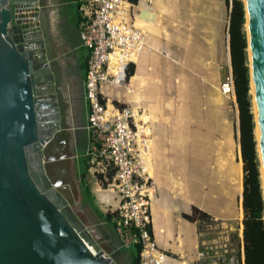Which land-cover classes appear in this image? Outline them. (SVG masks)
<instances>
[{
    "label": "crops",
    "instance_id": "crops-1",
    "mask_svg": "<svg viewBox=\"0 0 264 264\" xmlns=\"http://www.w3.org/2000/svg\"><path fill=\"white\" fill-rule=\"evenodd\" d=\"M74 1L45 0L41 24L48 26L47 43L59 62L63 101L67 104L69 121L74 120L77 128L79 156L87 144L83 130L85 114L81 110L83 97L79 93V86L83 90L86 55L80 46L79 12ZM224 3L220 0H152L150 6L137 3L132 9L133 22L144 32L146 48L133 64L128 88L112 84L102 87L109 103L118 101L151 115V147L146 163L157 186V195L150 204L151 233L165 253L163 264H208L198 258L204 242L197 224L183 217L190 214L192 207L206 212L220 225H229L242 217L243 171L235 98L231 100L235 107L234 121L225 117L224 109L215 124L206 118L179 117L168 112L174 106L168 100L182 92L181 69L191 74L192 69L198 71L203 76V88L206 71H214L219 80L209 87L219 93L220 83L231 74L230 10ZM223 68L226 74L221 79ZM78 162L79 159L75 169L84 205L80 216L90 225L98 243L116 256L117 264H132L128 250L119 247L112 222L104 221L84 201L81 190L84 177L79 174ZM96 186L91 191L87 185L92 197L110 208V213L116 210L115 196Z\"/></svg>",
    "mask_w": 264,
    "mask_h": 264
},
{
    "label": "water",
    "instance_id": "water-1",
    "mask_svg": "<svg viewBox=\"0 0 264 264\" xmlns=\"http://www.w3.org/2000/svg\"><path fill=\"white\" fill-rule=\"evenodd\" d=\"M44 5L0 0V264H117L80 216L77 128L41 24ZM243 5L264 175V0Z\"/></svg>",
    "mask_w": 264,
    "mask_h": 264
},
{
    "label": "built area",
    "instance_id": "built-area-1",
    "mask_svg": "<svg viewBox=\"0 0 264 264\" xmlns=\"http://www.w3.org/2000/svg\"><path fill=\"white\" fill-rule=\"evenodd\" d=\"M74 2L79 12L80 46L87 51L83 83L87 144L82 156L88 159V173L96 184L118 199L116 210L110 214L120 249L138 248L139 264H163L165 253L151 233L150 204L157 186L146 163L152 137L149 121H142L141 110L114 106L102 93L105 84L128 88L130 65L146 48L144 32L134 25L132 9L140 2L150 6L152 0ZM219 90L234 100L231 74L220 83ZM198 258L211 264H239L226 250L223 254L200 251Z\"/></svg>",
    "mask_w": 264,
    "mask_h": 264
},
{
    "label": "trees",
    "instance_id": "trees-1",
    "mask_svg": "<svg viewBox=\"0 0 264 264\" xmlns=\"http://www.w3.org/2000/svg\"><path fill=\"white\" fill-rule=\"evenodd\" d=\"M228 9L229 24V53L231 74L234 85L235 102L239 121V145L242 162V249L243 264H264V201L261 190L259 160L257 155L252 113V95L250 94V75L247 54V39L245 32V11L241 0H224ZM86 70V61H85ZM134 66L130 65L128 77L133 74ZM78 170L81 176L88 174V159L80 156ZM109 181L111 177H109ZM82 179L81 185L84 201L91 205L94 211L107 223L111 222L112 215H103L93 204L89 188ZM183 217L192 223L211 222L212 218L199 208L192 207L190 214ZM135 248L132 264H139V249Z\"/></svg>",
    "mask_w": 264,
    "mask_h": 264
},
{
    "label": "rangeland",
    "instance_id": "rangeland-1",
    "mask_svg": "<svg viewBox=\"0 0 264 264\" xmlns=\"http://www.w3.org/2000/svg\"><path fill=\"white\" fill-rule=\"evenodd\" d=\"M220 1H223L224 3V0H220ZM241 1L243 2L244 0ZM84 52L85 55H87V51L85 49ZM185 62L188 65L191 64V62L189 63L187 61ZM248 66H249V62H248ZM192 71L194 74H191L189 70H184V69L180 70L179 85L182 87V92L174 96L171 100H168V103H174V106L168 112L172 113L174 116H179V117L185 115L191 118H206L207 120H211V122L215 124L216 119L223 115L222 111L224 109L225 117L234 121L236 114H235V107L232 101L225 98L224 96H221L217 90H214L213 88L209 87V84H211L214 80L216 81L219 80V77L215 75L214 71L212 70L206 71V77H204L206 88H203L201 86L202 85L201 78H203V76L200 75L198 71H194L193 69ZM222 71L223 72L221 79H223V77L226 74V68H223ZM112 104L114 106H119V107L126 106L125 104H122L121 102L118 101H114ZM131 108L136 110L135 107H131ZM205 111L206 114H204ZM252 112H253V108H252ZM139 114L142 117L141 118L142 121L144 122L149 121V124L151 123V115L147 111L145 112V110L141 109V111H139ZM254 133H256V125L254 129ZM255 139H256V134H255ZM77 160L78 158L75 159V162ZM259 172L261 179L260 163H259ZM84 178H85V184L90 187L91 191H94V188L97 187L95 177H92L90 173H88L87 176ZM100 188H102V190L105 189L104 187H100ZM261 190H262V185H261ZM107 193H109V195L113 194L111 195L112 197L115 196V200H116L115 203H117L118 205V199L116 198V195L110 191H108ZM262 195H263V190H262ZM92 198L94 200L93 201L94 206L99 211L110 213L108 210L110 208H107L102 204H98L96 199L94 197ZM241 209H242V203H241ZM242 218H243V212L241 218H239L237 221L229 225L228 224L220 225L215 223L213 220L211 222L199 221L197 223V226H198L200 238L204 242L201 247V251L207 253H212L213 251H217L218 253L223 254L224 251L226 250L229 252V255H233L239 261V264H243L244 255L242 249V237H243ZM209 248H212L213 250H210ZM128 253L130 256L133 257L136 253L135 248H130L128 250ZM202 260H206L208 264H211L210 260L207 259H202Z\"/></svg>",
    "mask_w": 264,
    "mask_h": 264
},
{
    "label": "bare ground",
    "instance_id": "bare-ground-1",
    "mask_svg": "<svg viewBox=\"0 0 264 264\" xmlns=\"http://www.w3.org/2000/svg\"><path fill=\"white\" fill-rule=\"evenodd\" d=\"M245 2V0H244ZM250 94L253 95V87H252V81L250 79ZM253 99V97H252ZM252 105H253V114H254V119L256 121V109H255V105H254V102L252 101ZM256 141H257V152H258V158L260 159V151H259V130H258V127L256 125ZM260 166H261V163H260ZM261 185H262V190H263V195H264V175H263V169H262V166H261ZM89 248L94 251V249L92 247L89 246Z\"/></svg>",
    "mask_w": 264,
    "mask_h": 264
},
{
    "label": "flooded vegetation",
    "instance_id": "flooded-vegetation-1",
    "mask_svg": "<svg viewBox=\"0 0 264 264\" xmlns=\"http://www.w3.org/2000/svg\"><path fill=\"white\" fill-rule=\"evenodd\" d=\"M83 83H84V81H83ZM80 90H81V92H79V93H81V97H83V96H82V94H83L82 85L79 86V91H80ZM82 99H83V100H82ZM82 99H81V103L83 102V108L81 109V107H79V109H81V110L84 109V114H85V118H86V105H85L84 97H83ZM77 109H78V108H77ZM79 109H78V110H79ZM81 110H80V111H81ZM80 111H78V113L81 114V117L84 116V115H83V111H81V112H80Z\"/></svg>",
    "mask_w": 264,
    "mask_h": 264
},
{
    "label": "clouds",
    "instance_id": "clouds-1",
    "mask_svg": "<svg viewBox=\"0 0 264 264\" xmlns=\"http://www.w3.org/2000/svg\"><path fill=\"white\" fill-rule=\"evenodd\" d=\"M81 155H82V154H81ZM81 155H79V156L77 155V158H79Z\"/></svg>",
    "mask_w": 264,
    "mask_h": 264
}]
</instances>
